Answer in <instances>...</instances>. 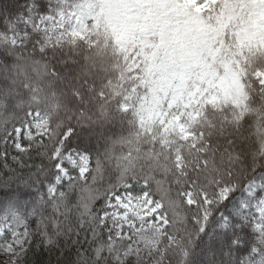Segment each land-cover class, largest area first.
<instances>
[{
	"label": "snow or ice",
	"instance_id": "snow-or-ice-1",
	"mask_svg": "<svg viewBox=\"0 0 264 264\" xmlns=\"http://www.w3.org/2000/svg\"><path fill=\"white\" fill-rule=\"evenodd\" d=\"M0 264H264V0H0Z\"/></svg>",
	"mask_w": 264,
	"mask_h": 264
}]
</instances>
